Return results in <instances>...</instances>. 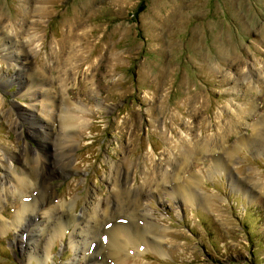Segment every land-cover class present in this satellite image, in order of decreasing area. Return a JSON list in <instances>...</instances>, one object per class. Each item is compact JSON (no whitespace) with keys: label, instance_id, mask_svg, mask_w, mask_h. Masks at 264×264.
<instances>
[{"label":"rangeland","instance_id":"1","mask_svg":"<svg viewBox=\"0 0 264 264\" xmlns=\"http://www.w3.org/2000/svg\"><path fill=\"white\" fill-rule=\"evenodd\" d=\"M36 158L67 229L28 212L0 264H264V0H0L2 181ZM139 203L163 250L111 253Z\"/></svg>","mask_w":264,"mask_h":264},{"label":"bare ground","instance_id":"2","mask_svg":"<svg viewBox=\"0 0 264 264\" xmlns=\"http://www.w3.org/2000/svg\"><path fill=\"white\" fill-rule=\"evenodd\" d=\"M52 99L53 98H51V100L49 99V101L51 102ZM66 102L68 104H70L69 100H66ZM68 107H69V105L67 106V108ZM66 120H64V123H67ZM9 156L7 155L9 161L11 162V158ZM40 160L41 159H38V158H36V160H34V161H37L38 165L36 167L32 168V170L28 169L27 167L23 168L21 171H18L15 168L10 169V173L7 175V179L5 180V182H3L2 178L0 177V203H2L4 197L8 198V197H14V196L17 198H20L22 201V206L19 209V211L17 212L15 220L12 221L11 223H7V221L2 219V216L4 215V213H3L2 209H0V229L1 230H6L7 228H9V226H16V227L21 226V230H20L21 235L23 233H26L24 231V229L22 228V224H23L22 221H23V219H25L28 212H31L34 215H35V213H37L36 214L37 216L43 215V218L45 220L44 222L46 224L49 223L50 220L52 223H54L52 226V228H53V231L51 232L52 235H50L51 239L54 237V235L64 233L65 230L67 229V227H66L67 225H65V221L61 220V218H60L61 215L58 216V214H57L58 213L57 209L58 208L61 209V207H55L54 206V204H53V202H54L53 198L54 197H52V195L50 194L48 189L45 190L46 192L44 191L45 193L43 192V190L40 192L41 195H38L40 197V201H38L35 198L32 199L31 198L32 196L30 197V195H28L30 193L31 189L33 190L34 188H36V186L38 184V179H39L38 176H39L40 172H42V173L45 172L44 175L47 174V171H45L46 170L45 167L43 169V165H42L43 161L40 162ZM40 163L42 166H40ZM119 170H120L119 167H118V169L115 170V173L117 174V177H115L116 181H117L119 173H120ZM116 191H117V193L119 192L116 196H117L119 206H120V197H121L120 190H116ZM179 192L184 199H187V198H189V196H191L189 193V190H186L184 187H183V189H181V187H180ZM37 193H39V192H37ZM97 201H99V203H96L95 205H93V209L95 210V212H93V211L89 212V215H96L97 208L100 207V205H101V201L99 199H97ZM64 203H66V201ZM64 203L60 202V205L65 206L66 204H64ZM66 206H68V204ZM139 207H140V203L136 207V209H137L136 215H138L140 217V219L144 221L145 225H143L142 227H139V226H133V227L127 226L126 227V226H124V224H121L120 221L119 222L115 221V220H118L120 215H118L117 218H115V220H113L115 222L111 221L112 223L110 222V224H108V227L106 230L107 231V235H106L107 238L105 237V243H107L108 249L111 253L117 254L120 251H122L123 249L129 248V247H131V248L133 247V249H136L137 251H143V250H147L150 248L156 249L157 251L163 250L162 239H160L161 233L158 231L159 229H157V224L151 220L148 212L143 211V213H141V214L138 213V210H140ZM133 213H134V209H133ZM131 215H132V213H131ZM84 218H85V223L89 224L90 219L88 218V216H84ZM68 219L72 225H75L76 216L73 213L68 215ZM97 224H99V223H97ZM93 227L94 226L90 224V226L86 227V232H88V233L91 231L93 233L96 232L95 229H94V231L91 230V228H93ZM148 234H151L153 236V238H149ZM95 235L97 236V234H95ZM71 241H73V240L71 239ZM88 247H89V245H88ZM88 247H87V249H88ZM89 251H90V249H89ZM99 253H100V250L99 251L95 250V252H94V254H96L95 257H98ZM95 260H100V259L95 258L94 261ZM103 264H104V262H103Z\"/></svg>","mask_w":264,"mask_h":264}]
</instances>
